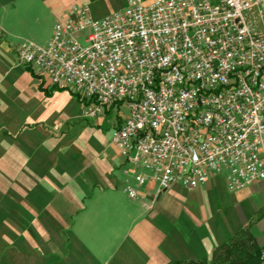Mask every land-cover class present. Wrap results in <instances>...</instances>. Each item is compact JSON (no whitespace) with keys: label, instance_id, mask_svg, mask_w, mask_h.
Segmentation results:
<instances>
[{"label":"crops","instance_id":"crops-1","mask_svg":"<svg viewBox=\"0 0 264 264\" xmlns=\"http://www.w3.org/2000/svg\"><path fill=\"white\" fill-rule=\"evenodd\" d=\"M74 6L103 19L127 3L0 0V264H247L264 251V181L230 192L212 174L160 195L148 182L131 199L112 142L126 116L87 118L75 94L19 63V46H46Z\"/></svg>","mask_w":264,"mask_h":264},{"label":"built area","instance_id":"built-area-1","mask_svg":"<svg viewBox=\"0 0 264 264\" xmlns=\"http://www.w3.org/2000/svg\"><path fill=\"white\" fill-rule=\"evenodd\" d=\"M126 3L103 19L74 6L46 46H19V63L75 94L87 118L127 110L112 142L131 199L148 182L160 195L212 174L230 192L264 181V0Z\"/></svg>","mask_w":264,"mask_h":264},{"label":"trees","instance_id":"trees-1","mask_svg":"<svg viewBox=\"0 0 264 264\" xmlns=\"http://www.w3.org/2000/svg\"><path fill=\"white\" fill-rule=\"evenodd\" d=\"M47 95H51L49 93H47ZM256 257H254L253 259H249V262H247V264H259V257H260V250L256 249ZM168 264H206L205 262H194V261H190V262H186V261H174V262H170Z\"/></svg>","mask_w":264,"mask_h":264},{"label":"rangeland","instance_id":"rangeland-1","mask_svg":"<svg viewBox=\"0 0 264 264\" xmlns=\"http://www.w3.org/2000/svg\"><path fill=\"white\" fill-rule=\"evenodd\" d=\"M121 111H122V114H121L122 117H124V115L127 116L128 113H127V110H126V109H123V110H121ZM242 242H243V241H241V243H242ZM248 254H250V253L245 252V254L242 255V257H243V256L245 257V256H247ZM240 255H241V254H240ZM236 256H237V254H236ZM233 259H234V257L232 256V259H229V260H228L227 262H225V263L229 264V263H231L230 261L233 260Z\"/></svg>","mask_w":264,"mask_h":264}]
</instances>
